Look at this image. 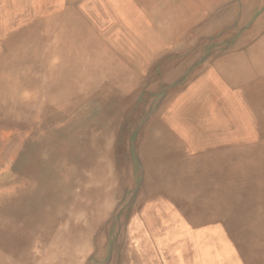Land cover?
<instances>
[{"label": "bare ground", "instance_id": "1", "mask_svg": "<svg viewBox=\"0 0 264 264\" xmlns=\"http://www.w3.org/2000/svg\"><path fill=\"white\" fill-rule=\"evenodd\" d=\"M251 11L208 59L192 54ZM161 79L174 83L137 122L135 92ZM89 100L111 106L110 126L56 146L55 109ZM128 117L139 190L124 236L111 224L119 264H264V0H0V183L16 180L0 194V264H87Z\"/></svg>", "mask_w": 264, "mask_h": 264}, {"label": "rangeland", "instance_id": "2", "mask_svg": "<svg viewBox=\"0 0 264 264\" xmlns=\"http://www.w3.org/2000/svg\"><path fill=\"white\" fill-rule=\"evenodd\" d=\"M232 19H233V23L231 24L217 25L216 28H212L207 31H202L201 34L196 36L197 38L195 37L196 39H194V42L192 44V50L194 49L192 54L199 56L198 54L201 52H204L205 49H210L209 54L206 55V57L208 56L206 59H208L209 55L214 54L217 50H219L220 47H222L219 45L213 46L212 44H214V41L217 40V38L222 37L223 32L224 33L226 32L224 34L226 35L227 31L232 26H234V22H236L235 24H241L242 26H246L249 23L248 21L253 20V13L251 11L250 14L247 15L245 23H242L240 21V18L237 16H235ZM175 54L177 55V62L172 68V72L177 71L178 73L184 69L186 59L183 56L182 51H177ZM155 65H153L154 67L152 66L153 69L155 68ZM143 83L144 84L140 87L141 88L140 94L138 95L135 92V98L132 102L134 106L136 105L134 107L135 112L133 113L135 115L134 120H136L137 122L138 120L143 122L142 118L145 115V113H147L150 110L154 111L160 106V104L164 101L165 98L158 97V93L159 94L162 93L164 88H167L173 85L174 82L164 81L163 79H161V81H147L146 80V81H143ZM161 96H163V93ZM143 98L146 100H144ZM84 103H85L84 105L75 104V107H73L70 111L66 113H60V111L55 109L56 111L55 112L56 114L54 115L55 117L50 118L48 122V125H49L48 130L44 132H46L48 136L50 135L51 139H54L56 141V146H59L60 148L69 149L70 147H73L74 145L78 144L80 139H82L83 137L87 135H88L87 137H95L94 134H91L92 130H95L97 128L99 129L100 127H103V126L104 127H108V125L110 126L111 120L108 117H106L105 114L103 113L105 109L107 108L109 109L111 107L110 105L98 104L94 100H89ZM141 122L138 124L141 125ZM146 122H148V120L144 121V123ZM132 123L133 122H132L131 117H128L127 125H125L126 127H124L123 125L124 128L116 132L115 138L112 139V147H111L112 149L110 151L111 171L113 172L114 177H115V189H116L117 194H115L116 195L115 198L111 199V208H110L109 213L97 225V229L95 231V237H94L95 241L93 240V244L91 248L85 255L87 264L88 262L89 264H119V261H118L119 255L115 254V251H113V247L111 244V239H112L111 224L114 221H116L117 228H115V235L118 234L119 236L120 235L124 236V233L126 232L127 227H128L127 226L128 220H122L120 218L123 217V215L125 214L128 215V213L132 210V207L135 206L136 200H137V194L139 190V186L136 183L137 173L134 169L135 158L129 152L130 151L129 142L127 143L124 142V144L122 145L121 141H119L121 139L123 141L125 139V136L127 138V133L128 131H131ZM134 125L135 126H133V129H132L133 131L137 130L136 123H134ZM84 132H86V134H84ZM50 138L48 140H50ZM47 146H48V149L50 147L51 149L54 147L51 145H47ZM14 149L15 147L13 148V151ZM120 151L128 152V158L126 161V169L123 172H121V163H120L121 161L119 159ZM28 165L33 168H36L37 166L40 167L42 165V161L36 160L33 162H29ZM15 181L16 180H11V181L6 180L0 183V194L4 192L3 191L4 189L8 188L11 182H15ZM99 240H102V243L100 246H97V242H99Z\"/></svg>", "mask_w": 264, "mask_h": 264}]
</instances>
